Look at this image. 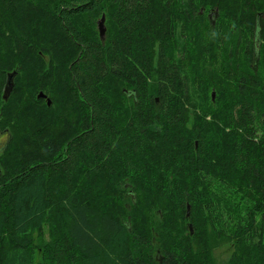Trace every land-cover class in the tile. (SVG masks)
Returning a JSON list of instances; mask_svg holds the SVG:
<instances>
[{
  "label": "trees",
  "instance_id": "16d2710c",
  "mask_svg": "<svg viewBox=\"0 0 264 264\" xmlns=\"http://www.w3.org/2000/svg\"><path fill=\"white\" fill-rule=\"evenodd\" d=\"M0 132V264H264V0H0Z\"/></svg>",
  "mask_w": 264,
  "mask_h": 264
},
{
  "label": "rangeland",
  "instance_id": "374dc122",
  "mask_svg": "<svg viewBox=\"0 0 264 264\" xmlns=\"http://www.w3.org/2000/svg\"><path fill=\"white\" fill-rule=\"evenodd\" d=\"M103 15H99L97 17V21H99L102 18ZM106 19L104 16V29H105V33H106ZM104 33V35H105ZM122 88H118V91L120 92ZM118 91H116L115 93L118 94ZM211 95H213L212 100H214V92L212 91ZM124 98V97H123ZM123 98H116L114 97L115 101L118 103V105L121 106H125L126 104H129V101L124 100ZM192 101L195 104H199V99L198 96L192 95ZM8 139V134L7 133H2L0 132V152L2 150V148L4 147L5 143L7 142ZM1 170V169H0ZM116 194H119V196L122 198L124 194H122V192L119 189L115 190ZM128 196V195H127ZM130 196V195H129ZM126 197V196H125ZM130 201V198L126 197L125 200V206H128ZM119 202H123L121 199L119 200ZM33 238H34V246H35V250L37 251V254L35 255V262L36 264L41 262V249L44 247V245L49 243V239H48V233H47V228L44 227L43 229V233H42V238L38 239L36 234H33ZM233 250V245L230 241L226 240V239H222V238H217L215 236L211 235V258H212V263L213 264H226L227 260L229 259L231 253Z\"/></svg>",
  "mask_w": 264,
  "mask_h": 264
},
{
  "label": "water",
  "instance_id": "95a60500",
  "mask_svg": "<svg viewBox=\"0 0 264 264\" xmlns=\"http://www.w3.org/2000/svg\"><path fill=\"white\" fill-rule=\"evenodd\" d=\"M104 15L102 16V18L97 22V28H98V33L101 39L104 38V33H105V29H104ZM15 76V72L9 73L7 76V81L4 87V91H3V99L7 100L10 92L12 90L13 87V79ZM38 98L41 99H46L47 105H50V100L46 98V96L43 93H39Z\"/></svg>",
  "mask_w": 264,
  "mask_h": 264
}]
</instances>
